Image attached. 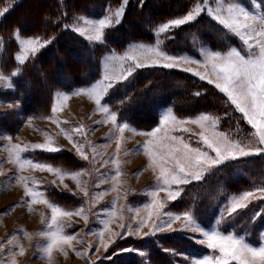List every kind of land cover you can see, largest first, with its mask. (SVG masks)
<instances>
[{"label": "rangeland", "instance_id": "374dc122", "mask_svg": "<svg viewBox=\"0 0 264 264\" xmlns=\"http://www.w3.org/2000/svg\"><path fill=\"white\" fill-rule=\"evenodd\" d=\"M16 1L19 0H6L5 5L0 7V10L5 7L9 8L12 2ZM197 2L203 3V0H196L195 3ZM230 3L244 7L253 14L264 15V3H262L261 0H223L222 7L226 9L227 5ZM121 6L124 7L125 11V0L119 6L107 7L100 18H103L110 12H115V10ZM208 6L215 8L217 6L215 0H208ZM192 7H190L187 12L180 17L186 15ZM202 14L225 32L224 34L220 32L221 34L219 35L220 37L223 36L226 38V43L228 39L232 40L233 42L236 40L234 42L236 46L228 47L227 49L219 52L225 53L231 48H236L241 52L242 55H247L246 46L238 36L232 34L227 29H224L222 25H220L206 13H201L200 15ZM199 16H197L196 19ZM78 17H87L91 20L100 19H94L86 15H78L70 20L68 25L73 26L74 24L78 23ZM196 19L186 24H190ZM119 23H114L112 27L118 25ZM158 26L159 25L153 29L154 40L152 43H131L120 52L111 51L105 54L100 60L98 79L91 86L103 79L106 62L112 66L113 71H119V64L116 61L109 60L108 58L113 54L117 56L124 55L129 50L130 45H144L145 47L153 48L159 47L161 51L167 53L164 49V42L166 41L165 37L167 33L157 36L155 29ZM68 29L71 30V27ZM81 37L84 40L90 42L86 37ZM12 38L17 47L15 53L16 56L17 52L19 51L18 41L15 39L14 34ZM21 38L36 37L21 36ZM158 41L159 44H157ZM90 43L102 44L103 42ZM190 43L194 55L182 53L172 56L189 57L200 61L201 64L186 63L174 68H165L161 66L163 61L161 64L151 65V60L145 59L144 62L150 66L136 68L133 74L137 70L144 68L179 70L193 75L192 72H186L183 70L184 68H192L194 71H200L201 73H211L210 66L207 68L201 66L203 63L201 50L210 48L200 42L197 37H192L190 39ZM33 57L34 56H30L25 64ZM15 65L16 66L11 69L8 74H6L10 75L12 71L19 67V74L14 77H10L11 86L9 87L8 83L0 82V244H4V251L0 253V264H7V262L12 259V252L16 253V264H112V262L118 256L123 254L127 255L130 253L139 257V259H141L144 264H156L153 262L149 263V250L146 251V248L134 249L133 243L149 241L153 240L155 237L170 235H184L186 240L191 242L194 246L197 248L206 249L208 251L206 252L207 254L202 252L200 255L198 254L193 257L188 256L180 251L168 249L167 252H169L171 257L175 258L173 262L174 264H193L196 259H201L209 255H218V252H213L207 248L206 244L199 242L203 238L201 233L193 232L190 229L184 228L185 221L183 219V213L185 212L191 213L196 224L206 231L217 230L223 234L234 233L238 236L244 237L245 241L251 246L258 247L264 245V239H262V235H264V228L261 229V231L257 234V240L254 242L256 243L255 245L251 244L247 229H244L239 233L235 231L226 233L223 231L225 228H228V225L230 224L229 221H232L236 217L237 213L242 211V209H238V211L233 213L231 216L226 214L225 208L230 204L231 199L234 197L238 198L245 192H253L255 194L254 197L250 198V200L246 203L248 205L252 203H258L259 201L264 200V193L258 191V189L264 188V185L255 186L254 188L239 194H226V192L223 191V187H220L219 193L214 195L210 201L212 208L210 210L211 215L209 213L207 221V223H210L209 227H203L202 224H200V222H198V220L195 218L192 205L193 199L188 198L185 193V189L188 187V185L201 182L205 176L212 173L221 165L227 162L264 154V151L244 157H239L237 159L225 160L219 165L208 167L205 171H203L202 177L199 180L190 177V182L187 184H182L179 186L172 185L169 190L173 192H179V195L175 200H170L168 198L167 191H158V196L156 198L165 205L163 210L165 215H162L159 220H157L155 215H153L152 219L149 220L144 227L140 228L139 233H136V229L138 228L140 221L145 220L148 217L149 208L147 205H149L153 199L151 193L164 187L162 182L157 180L159 170L157 169L156 171H153L152 168L148 167V156L143 151V145L149 139V137L139 133L150 132L157 127H160L161 116L168 110H171L172 114L178 120H194L198 119L202 114H207L213 118L206 123V127L209 128V130H212V125L215 124L214 130L219 133L226 134L233 142H239L242 145H247L253 148H264V145H260L258 143L256 130L247 122L246 119L243 118V114L237 111L235 106L232 105L230 101L229 103L233 106L235 112L238 113L240 120L242 119L245 122L250 131L243 132L242 129H239L238 132H222L219 128V117L214 114L199 113L194 116L180 117L175 114L172 108L168 107L160 110L158 114V122L155 126L148 130L137 129L129 125V128H127L123 133L124 139L118 150L116 141L120 136V133L116 131V126L110 121L105 122L107 120V114L99 111L94 101L89 99L87 95L74 94L80 89H86L91 86L75 88L69 93L60 90L55 91L52 94L51 110L50 115L48 116H43V112L38 108L32 112H27L29 114H25L24 104H26V102L32 96L30 92L31 89L22 75L23 65L18 66L16 60ZM125 66H127V63ZM0 71L2 70L0 69ZM193 76L199 79V77L195 75ZM200 81L208 83L207 80ZM122 82L124 81L118 82L116 84H120ZM209 85L215 87V84ZM58 94H67L69 95V99L64 102L62 110L53 114L52 108L56 103ZM32 102H34L33 98ZM9 105H12V107L10 108ZM102 105L106 106L103 103ZM109 110L111 113L116 115V113L110 108ZM49 117L60 121V125L58 126L56 123H53L52 119H49ZM29 120H31V124H29ZM81 125L86 130L85 135L74 136L73 140L84 145L85 151L89 156L88 160L83 159L77 154L75 147H73V143L70 142L65 135V133L72 134L73 127H79ZM170 127H175L176 129H189L188 132L175 130L170 134L181 138L185 143H188L190 147L199 148L202 151L208 152L209 156L213 158L215 157V153L211 149H208L200 141L199 134L204 131V129H202L198 124L188 123L184 125H170ZM61 129H63V131H61ZM46 134L47 136H51L55 143L63 150L55 153H48L40 150L27 151L21 153V158L32 159L33 161L50 164L53 167L61 168L62 170L68 172L86 170L87 174L82 177L80 187L87 188V197H85L80 188L77 187L76 181L69 177H65L63 184H61L58 178L52 173L47 171L33 170L27 167L21 171L18 164L14 162V155L10 152V143L7 137H11V144L19 143L22 145H30L35 143H44L47 138ZM176 146H179L178 142H176ZM60 152H66L72 155L75 160L81 162L82 165L73 164V160L67 156L64 157V160H57L44 155L58 154ZM113 158L119 160L121 183L116 186L117 191H112L114 183L111 177L114 176L117 171V165L112 162ZM169 167H171V165H169ZM21 176L29 178V188L35 187V185L31 182V178L42 181L43 183L39 185V190L45 194L46 199L58 205L62 209L76 210L81 206L86 209V215L88 217L87 221L78 216H73L71 220L65 219L63 221L64 225H66V227H64V233L77 237V239L73 241L72 248L64 246V251L67 253V255H64L59 250H54L51 261L46 258L43 248L46 245L47 240L44 236L37 235V233L49 230L47 225L42 223V218L44 220H49L51 217V210L43 203H31V199L25 195L24 184L18 179V177ZM54 180L56 181L55 186L52 184V181ZM64 185H67V188H65ZM30 205L31 210H29ZM110 212H114L115 215L110 217ZM257 214L258 213L252 214L253 216L251 221L258 217ZM175 215H181V219L175 221L172 224V229H175V231L165 229L162 232H156L155 235H144V233H148L152 230L153 223L167 221L170 216ZM105 219H110L111 221L109 224L110 231L104 232V242L108 243L111 241L107 250H105L98 237L99 231L103 230L104 228L103 221ZM120 225H124V227L121 228ZM129 229L133 234H128ZM26 233L31 235L30 240L26 238ZM112 233H119L120 235L113 236ZM10 238L13 239V245H8L6 243V241ZM17 244L24 247V255H19L18 248L15 247ZM73 249H75V251ZM124 249H133L134 251H123ZM85 252L87 255H82V253ZM140 252H143L144 255H140Z\"/></svg>", "mask_w": 264, "mask_h": 264}, {"label": "trees", "instance_id": "16d2710c", "mask_svg": "<svg viewBox=\"0 0 264 264\" xmlns=\"http://www.w3.org/2000/svg\"><path fill=\"white\" fill-rule=\"evenodd\" d=\"M124 0H19L12 2L8 13L0 18V69L8 74L15 65L17 50L13 40L15 30L23 37H40L51 42L22 67V75L30 87L31 98L24 104L25 114L39 109L43 116L50 115L52 94L70 92L88 87L97 81L101 58L111 52H120L131 43H152L153 29L171 19L179 18L196 0H125L126 6L120 23L104 33L102 44H91L75 32L65 28L78 15L100 18L105 9L119 6ZM3 3V4H2ZM6 0H1L3 7ZM225 33L205 15L194 22L172 29L166 34L164 49L170 55L193 54L190 39L197 37L214 51L236 46L219 34ZM227 44V45H226ZM226 45V46H225ZM200 93V95H196ZM32 98L34 102H32ZM116 113L117 122L141 130L156 125L160 110L172 108L180 117L211 113L219 117L222 132L250 131L235 112L227 98L215 87L188 73L164 68L137 70L126 81L116 84L103 99ZM52 159L70 157L73 164L81 162L66 153L44 154ZM264 185V154L227 162L204 177L201 182L188 185L186 196L192 198L194 216L203 227L211 210V199L223 187L226 194H239ZM188 192V194H187ZM191 196V197H190ZM259 213L251 221L252 214ZM211 215V213H210ZM213 216V214H212ZM211 216V218H212ZM231 221V220H230ZM224 232L248 230L251 244L264 228V200L239 211ZM170 245V246H169ZM134 249L150 251L149 263L174 264L168 249L195 257L206 249L197 248L184 235L155 237L153 240L134 242ZM200 251V252H199ZM112 264H144L135 254L118 256ZM235 264V263H232Z\"/></svg>", "mask_w": 264, "mask_h": 264}, {"label": "snow or ice", "instance_id": "6c2138e0", "mask_svg": "<svg viewBox=\"0 0 264 264\" xmlns=\"http://www.w3.org/2000/svg\"><path fill=\"white\" fill-rule=\"evenodd\" d=\"M264 3V0H261ZM216 7L208 6V0H203V3L197 2L188 11L186 15L180 18L171 19L167 22L159 25L155 31L157 36L166 34L172 29L184 25L190 21L196 19L201 13H206L220 25L227 29L232 34L238 36L243 44L246 46L247 55H242L236 48H231L225 53L219 51H212L211 49H202L201 54L203 56V63L201 66L207 68L211 67V73L200 71H194L192 68H184L186 72H192L193 75L199 77L200 80H207L209 84H215V87L223 93L228 101L235 106V109L243 114V118L256 130V136L258 137V143L264 145V15H256L246 10L237 4H228L226 9L222 7L223 0H215ZM10 9L8 7L0 10V18L4 17ZM226 12V14H225ZM124 14V7H118L115 12H110L103 18L97 20H91L87 17H78V23L73 26L65 25V28L71 27V30L78 33L80 36L86 37L90 42H103L105 30L112 27L114 23H119L121 17ZM15 39L18 41L19 51L15 56L18 66L25 64L30 56H35L42 48L46 47L51 41L42 40L39 37L36 38H21L19 30L14 32ZM159 44V41L157 42ZM4 47L3 39L0 38V48ZM109 60L116 61L119 64V71H113L112 66L109 63H105V74L103 79L95 85L80 89L75 92V95H87L89 99L93 100L99 111L107 114V120L105 122H111L116 126V131L120 133L117 138V149L122 143L124 137V131L129 128L128 124H120L117 122V116L111 113L109 108L102 105V100L108 91L115 86L116 83L125 81L132 76L136 68H141L147 65L144 60L150 59L151 65L161 64L165 68L178 67L181 64L195 63L201 64L200 61L183 56H172L161 51L159 47H145L144 45H130L129 50L124 55L113 54L108 58ZM127 63V66L125 64ZM19 74V67L6 75L0 71V82L8 83L10 87V77H14ZM214 77V79H213ZM200 95V93H196ZM69 99L67 94H58L55 105L52 108V113L55 114L62 110L64 102ZM11 108L12 105H9ZM49 119H52L49 117ZM213 118L207 114H202L198 119L194 120H178L171 112L166 111L162 114L160 120V127H157L153 131L146 133H139L146 135L149 139L143 145V151L148 156V167L153 171L159 170L157 180L162 182L163 188L153 191L151 193L153 199L147 207L149 208L148 217L145 220H141L136 233H139L140 228L144 227L149 220L155 215L159 220L164 213L165 205L158 200V191H167L168 198L175 200L179 195V192H173L169 189L172 185H182L190 182L189 178L196 180L201 179L203 171L208 167L219 165L228 159H237L260 153L264 151V148L249 147L242 145L239 142L231 141L226 134L215 131V124L212 125V130L206 127V123ZM53 123L60 125V121L52 119ZM66 123V122H64ZM188 123L198 124L204 131L199 134L200 141L215 153V157L209 156L208 152L202 151L199 148H192L188 143H185L181 138L171 135L170 133L175 130L188 132L187 128L176 129L170 127V125H184ZM31 124V120H29ZM63 131V129H61ZM85 128L81 125L79 127H73L72 134L65 133L70 142L73 143L76 152L83 159L88 160V153L85 151V147L81 143H77L73 140L74 136L85 135ZM44 143L35 144H11V137H7L10 143V152L14 155V162L18 164L19 169L23 171L26 167L38 171H47L55 175L59 182L63 184L65 177H69L76 181L77 187L83 192L84 196H88L86 187L81 186L82 177L85 176L86 170L68 172L61 168L53 167L50 164L33 161L32 159H22L21 153L27 151H44L48 153H55L62 151L51 136H47ZM178 142L179 146H176ZM94 152V147H93ZM113 163L117 165V171L114 176L111 177L114 187L112 191H117V185L120 181L119 160L113 158ZM171 165V167H169ZM18 179L24 184L25 195L31 199V203H43L51 210V217L49 220L42 218V223L47 225L48 231H42L37 235L44 236L47 240L46 245L43 248L46 258L51 261L52 253L54 250H59L64 255L67 253L64 251V246L72 248L73 241L77 237L73 235H67L64 233L63 221L65 219L71 220L73 216H78L87 221L86 209L81 206L76 210H64L53 202L45 198V194L39 190V185L42 181L31 178V182L35 187L29 188L27 177H18ZM53 186L56 185V181H52ZM67 188V185H64ZM258 191L264 193V188L258 189ZM253 192H245L238 198L231 199L230 204L225 208V212L228 216L236 213L238 209H243L248 206L246 202L250 198L254 197ZM31 210V205L29 206ZM154 210V211H153ZM114 212H110L109 216H114ZM259 215V213L257 214ZM181 219V215L170 216L167 221L161 223H153L152 230L147 235H155L158 231H164L165 229H172V224ZM183 219L185 221L184 228L190 229L193 232H199L202 234V239L199 241L202 244H206L207 248L213 252H218V255H209L201 259H196L193 264H264V245L251 246L245 241V238L238 236L234 233L223 234L220 231H206L199 227L193 219V216L189 212L183 213ZM110 219L103 221L104 228L99 231L98 237L101 244H103L105 250H107L109 243L104 242V232L110 231L109 224ZM121 228L124 225H120ZM128 234H133L129 229ZM26 238L31 239L30 234H25ZM113 236H119V233H112ZM264 239V235H262ZM8 245H13V239L6 241ZM19 255H24L25 249L22 245L17 244ZM75 251V249H73ZM4 251V244H0V253ZM123 251H134L133 249H124ZM81 254V253H78ZM12 259L7 264H16L15 252H12ZM87 255V253H82ZM140 255H144L140 252Z\"/></svg>", "mask_w": 264, "mask_h": 264}, {"label": "crops", "instance_id": "0c3cea01", "mask_svg": "<svg viewBox=\"0 0 264 264\" xmlns=\"http://www.w3.org/2000/svg\"><path fill=\"white\" fill-rule=\"evenodd\" d=\"M91 86V85H90ZM70 92H72V91H70ZM67 93V92H66ZM69 93V92H68ZM102 103H103V100H102ZM104 104V103H103ZM105 105V104H104ZM107 106V105H106Z\"/></svg>", "mask_w": 264, "mask_h": 264}]
</instances>
